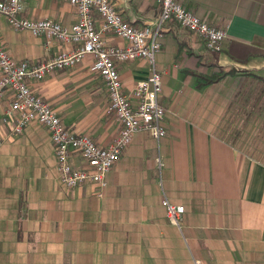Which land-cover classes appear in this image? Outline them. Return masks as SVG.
I'll return each mask as SVG.
<instances>
[{
	"label": "crops",
	"instance_id": "1",
	"mask_svg": "<svg viewBox=\"0 0 264 264\" xmlns=\"http://www.w3.org/2000/svg\"><path fill=\"white\" fill-rule=\"evenodd\" d=\"M130 24L155 29V0H110ZM200 19L226 28L220 52L176 21L162 25L155 67L166 136L158 142L134 134L105 178L74 188L61 184L49 131L31 122L20 134L4 122L13 100H0V264H264V0H181ZM22 16L77 20L62 0H24ZM108 44L127 41L106 34ZM3 48L16 61L36 63L69 48L0 17ZM94 57L72 68L28 80L68 130L109 145L120 124L108 109V92ZM233 69L198 87L195 74ZM122 88L132 94L150 73L146 59L117 64ZM132 100H134L131 97ZM14 117V116H13ZM74 167L84 168L77 152ZM158 166V176L153 172ZM184 207L170 223L163 198Z\"/></svg>",
	"mask_w": 264,
	"mask_h": 264
},
{
	"label": "built area",
	"instance_id": "2",
	"mask_svg": "<svg viewBox=\"0 0 264 264\" xmlns=\"http://www.w3.org/2000/svg\"><path fill=\"white\" fill-rule=\"evenodd\" d=\"M73 6L77 20L64 26L50 18L29 19L22 16L24 0H0V17H4L13 30H25L45 39L46 50L54 40L69 45L56 55L36 63L16 61L3 48L0 39V100L6 88L13 100L6 110L4 122L14 118L12 132L20 134L25 126L36 122L51 135L61 184L74 188L92 181L101 188L105 178L121 153L137 132H145L157 142L166 136L162 125L166 109L160 104L163 92L162 74L155 67V55L160 49L162 25L176 21L182 28L201 37L208 50L220 52L226 39V28L216 27L186 9L181 0H155L160 13L155 29L148 24H130L110 0H62ZM106 34L127 41L125 47L108 44ZM86 55L94 57L91 70L97 72L108 92V109L120 124L113 141L99 146L89 135L68 130L50 104L33 94L28 80L38 81L55 70L72 68ZM135 59H146L149 75L139 80L131 95L124 92L117 64ZM131 97L134 99L132 100ZM14 116V117H13ZM77 152L85 162L84 168L74 167L71 153ZM170 223L180 228L183 206L162 200Z\"/></svg>",
	"mask_w": 264,
	"mask_h": 264
},
{
	"label": "trees",
	"instance_id": "3",
	"mask_svg": "<svg viewBox=\"0 0 264 264\" xmlns=\"http://www.w3.org/2000/svg\"><path fill=\"white\" fill-rule=\"evenodd\" d=\"M234 72L235 71L233 69H224L222 67H218L216 71H213L208 75L195 74L196 85L198 87H203L206 85L217 83L222 80L225 76L233 74Z\"/></svg>",
	"mask_w": 264,
	"mask_h": 264
},
{
	"label": "rangeland",
	"instance_id": "4",
	"mask_svg": "<svg viewBox=\"0 0 264 264\" xmlns=\"http://www.w3.org/2000/svg\"><path fill=\"white\" fill-rule=\"evenodd\" d=\"M158 173H159V171H158V166H157V169L153 172V174L156 177V176H158ZM180 228H181V226H180ZM196 264H200V262L199 261H196Z\"/></svg>",
	"mask_w": 264,
	"mask_h": 264
}]
</instances>
